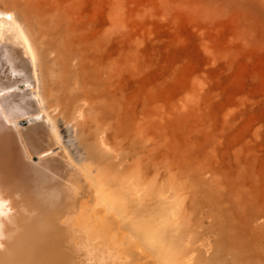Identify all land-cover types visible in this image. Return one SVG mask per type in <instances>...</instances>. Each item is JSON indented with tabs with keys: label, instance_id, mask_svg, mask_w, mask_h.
I'll list each match as a JSON object with an SVG mask.
<instances>
[{
	"label": "rangeland",
	"instance_id": "1",
	"mask_svg": "<svg viewBox=\"0 0 264 264\" xmlns=\"http://www.w3.org/2000/svg\"><path fill=\"white\" fill-rule=\"evenodd\" d=\"M0 10L37 53L52 154L78 164L93 144L106 158L89 172L136 160L143 176L247 197L264 260V0H0ZM83 48L94 68L124 57L110 85L85 69L93 121L84 124L72 84Z\"/></svg>",
	"mask_w": 264,
	"mask_h": 264
},
{
	"label": "bare ground",
	"instance_id": "2",
	"mask_svg": "<svg viewBox=\"0 0 264 264\" xmlns=\"http://www.w3.org/2000/svg\"><path fill=\"white\" fill-rule=\"evenodd\" d=\"M89 51L73 58L82 124L93 121L85 69L110 85L124 60L90 67ZM37 60L22 25L0 10V264H264L255 260L249 198L222 194L217 182L143 176L136 160L125 171L89 172L88 163L106 158L93 144L78 164L52 154L57 129Z\"/></svg>",
	"mask_w": 264,
	"mask_h": 264
}]
</instances>
